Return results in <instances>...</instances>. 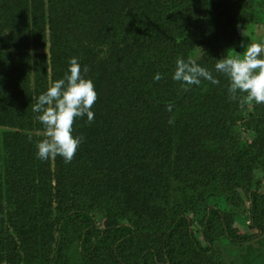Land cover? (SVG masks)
I'll return each mask as SVG.
<instances>
[{
  "label": "trees",
  "instance_id": "obj_1",
  "mask_svg": "<svg viewBox=\"0 0 264 264\" xmlns=\"http://www.w3.org/2000/svg\"><path fill=\"white\" fill-rule=\"evenodd\" d=\"M102 1L0 0V122L7 118L9 126L15 130L14 134L21 135L23 142L18 143L30 148L27 152L16 149L15 157L10 161L20 166L22 180L26 181L27 187L43 196L56 194L62 197L71 189L69 180L82 176V166L92 165L85 155L89 149L82 142L67 163L62 157L40 160L36 156V144L45 137L32 106L36 97L55 80L63 78L70 57L77 59L81 75L93 82L97 98L91 111L94 117L101 116V120L108 124L107 147L113 150L122 146L121 150L128 158H135L131 165L142 151L149 158L153 157L155 108L169 113L175 109L178 111L174 117L171 115L172 122L162 121V129L170 135L173 130L186 128V122L198 112L195 106H184L191 85H182L171 78L175 61L186 44L200 41L196 27H184L179 14L159 8L149 18L151 11L148 14L133 13L126 22L111 25L101 19ZM190 1L197 8L209 12L208 25L213 29L250 20L241 14L229 16L226 0ZM144 15L148 18L146 21L143 20ZM129 38L142 41L144 49L131 55L122 50L123 55L111 64L112 69L106 73L97 65L102 53L100 46L113 45L117 49ZM88 49L98 51L89 55L91 51ZM156 73H160L159 80L153 78ZM263 116L264 103L251 102V111L243 117L245 128L257 130ZM78 120L75 118L73 121L72 135L83 129L79 128L81 123ZM244 151L245 148L237 147L231 154V166L225 173L214 177L213 188L251 181L253 167L244 159ZM36 160L42 165L38 177L22 167L34 165ZM116 175L124 180L127 178L121 173ZM108 182L106 191L101 192L99 188L97 191L96 186H93L94 191L86 187L80 198L83 203L91 202L107 217L122 218L128 223L101 227L88 209L68 212L59 222L52 264H67L71 248L78 240L84 255H93L111 246L121 264H202L192 256L191 247L200 254H209L222 235L244 242L257 238L264 230L263 187L250 192V224L247 228L236 226L233 213L211 206L200 238L195 235L191 219L180 214L164 235L162 254L153 249H141L135 243L136 230H150L152 223L127 205V193L122 185Z\"/></svg>",
  "mask_w": 264,
  "mask_h": 264
},
{
  "label": "rangeland",
  "instance_id": "obj_2",
  "mask_svg": "<svg viewBox=\"0 0 264 264\" xmlns=\"http://www.w3.org/2000/svg\"><path fill=\"white\" fill-rule=\"evenodd\" d=\"M102 2L101 19L111 25L126 22L133 13L151 11L149 18L158 8L179 14L184 27H196L200 41L187 43L177 58L186 62L194 60L219 82L212 84L201 79L199 85L190 86L184 106H195L198 112L186 122V128L173 130L171 135L162 129V121L172 122L171 115L174 117L178 111L175 109L169 113L155 108L153 157L149 158L142 151L132 165L130 162L135 158H128L126 152H122V146L113 150L107 147L105 142L109 139V128L101 116L94 117L91 122L86 117H80L78 123L86 127L79 125L83 129L73 136L83 137L82 143L89 149L85 155L92 165L82 166V176L72 177L69 180L71 189L60 198L56 194L43 196L27 187L26 181L22 180L20 166L10 160L14 159L16 149L27 152L30 148L20 144L23 142L21 135L14 134L15 130L9 126L7 118L0 122V264H52L59 222L72 210H90L101 227L128 223L122 218L107 217L91 202L83 203L80 198L86 187L94 191L93 186H96L101 192L106 191L108 181H112V185H122L127 193V205L138 216L152 223L150 230H136L135 243L141 249H153L162 254L164 235L180 214L191 219L195 235L200 238L211 206L233 213L239 229H245L250 224V192L264 187V116L257 130L245 128L243 117L251 111V102L244 101L243 93L231 94L227 77L218 73L214 65L227 55L243 58L245 49L241 47L242 43H264V0H226L229 16L241 14L250 20L217 29L208 25L209 12L197 8L190 0ZM148 18L144 15L143 20ZM133 39L129 38L117 49L113 45L100 46L102 53L97 65L109 73L111 64L123 55L122 50L130 55L143 50V42ZM90 51L89 55H93L98 49L94 52L88 49ZM237 147L245 148L243 157L253 167L251 181L213 188L214 177L228 170L231 166L229 158ZM22 167L38 177L42 165L36 160L34 165ZM118 173L126 175V180L117 176ZM91 180L93 182H89ZM190 252L202 264H264V230L257 238L244 242L222 235L209 254H200L193 247ZM67 264L121 263L115 258L111 246L93 255H84L78 240L71 248Z\"/></svg>",
  "mask_w": 264,
  "mask_h": 264
},
{
  "label": "clouds",
  "instance_id": "obj_3",
  "mask_svg": "<svg viewBox=\"0 0 264 264\" xmlns=\"http://www.w3.org/2000/svg\"><path fill=\"white\" fill-rule=\"evenodd\" d=\"M245 50L240 56H226L214 65L218 73H223L228 81V91L235 95L243 93L245 102L264 103V43L241 44ZM86 71V69H85ZM160 79V73L154 74ZM182 85H199L201 79L212 84L219 81L210 71L194 60L175 61L171 77ZM97 94L91 79L81 75V67L75 57H70L63 78L55 80L43 93L35 98L32 111L44 129L45 138L36 144V156L40 160L60 156L70 162L83 141L82 136L72 135L75 118L86 117L88 122L94 118L91 111Z\"/></svg>",
  "mask_w": 264,
  "mask_h": 264
}]
</instances>
